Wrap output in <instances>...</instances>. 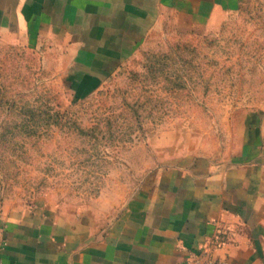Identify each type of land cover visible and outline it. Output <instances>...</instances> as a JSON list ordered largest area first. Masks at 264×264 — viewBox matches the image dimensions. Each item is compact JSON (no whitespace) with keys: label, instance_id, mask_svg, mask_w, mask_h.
<instances>
[{"label":"rangeland","instance_id":"374dc122","mask_svg":"<svg viewBox=\"0 0 264 264\" xmlns=\"http://www.w3.org/2000/svg\"><path fill=\"white\" fill-rule=\"evenodd\" d=\"M130 14L0 28V243L40 208L103 233L160 170L233 162L264 127V0Z\"/></svg>","mask_w":264,"mask_h":264},{"label":"crops","instance_id":"0c3cea01","mask_svg":"<svg viewBox=\"0 0 264 264\" xmlns=\"http://www.w3.org/2000/svg\"><path fill=\"white\" fill-rule=\"evenodd\" d=\"M238 1L0 0V28L46 18L90 29L160 2L195 22L222 18ZM252 135L233 162L200 157L160 170L103 233L53 208L9 220L0 264H264V127Z\"/></svg>","mask_w":264,"mask_h":264},{"label":"built area","instance_id":"2783aa9c","mask_svg":"<svg viewBox=\"0 0 264 264\" xmlns=\"http://www.w3.org/2000/svg\"><path fill=\"white\" fill-rule=\"evenodd\" d=\"M194 261H195L196 264H200V259H198V257H195Z\"/></svg>","mask_w":264,"mask_h":264}]
</instances>
